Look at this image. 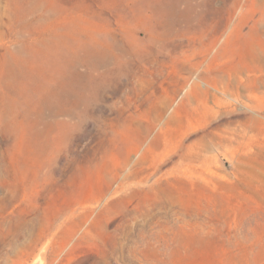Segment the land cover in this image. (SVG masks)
<instances>
[{
    "label": "rangeland",
    "instance_id": "obj_1",
    "mask_svg": "<svg viewBox=\"0 0 264 264\" xmlns=\"http://www.w3.org/2000/svg\"><path fill=\"white\" fill-rule=\"evenodd\" d=\"M0 264H264V0H0Z\"/></svg>",
    "mask_w": 264,
    "mask_h": 264
}]
</instances>
